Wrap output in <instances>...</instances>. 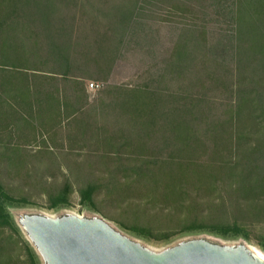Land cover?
Segmentation results:
<instances>
[{
    "label": "trees",
    "instance_id": "1",
    "mask_svg": "<svg viewBox=\"0 0 264 264\" xmlns=\"http://www.w3.org/2000/svg\"><path fill=\"white\" fill-rule=\"evenodd\" d=\"M74 193L138 237L264 250V0H0V264H42L11 209Z\"/></svg>",
    "mask_w": 264,
    "mask_h": 264
},
{
    "label": "water",
    "instance_id": "2",
    "mask_svg": "<svg viewBox=\"0 0 264 264\" xmlns=\"http://www.w3.org/2000/svg\"><path fill=\"white\" fill-rule=\"evenodd\" d=\"M31 229L51 264H252L242 251L225 253L206 243L151 257L105 225L87 223L82 217L33 219Z\"/></svg>",
    "mask_w": 264,
    "mask_h": 264
},
{
    "label": "rangeland",
    "instance_id": "3",
    "mask_svg": "<svg viewBox=\"0 0 264 264\" xmlns=\"http://www.w3.org/2000/svg\"><path fill=\"white\" fill-rule=\"evenodd\" d=\"M163 27L164 34L170 38L173 35L174 27ZM170 33V35H169ZM175 33V32H174ZM162 49L158 50L160 55ZM144 48V42L131 46L127 50V53L117 61L115 64L109 83L117 85H130L137 81L139 76L144 75V59H147L148 55ZM90 82L87 81L86 84ZM91 82H96L91 80ZM100 83V82H97ZM102 83H100L101 85ZM102 86V85H101ZM100 86V87H101ZM87 87V85H86ZM87 91L90 98L93 97L97 90ZM11 215L19 232L23 239L33 248L42 264H51L43 250L40 248L35 235L31 229V221L33 219L49 220L50 218H56L59 220H67L76 217H82V220L92 224H102L115 234L122 237L127 242L133 244L142 252L148 254L151 257H163L172 251L192 243H206L214 247H218L225 253H237L242 251L250 259H254L258 264H264V250L257 244L252 237H240L230 235H218L207 231H198L190 233H179L172 236L165 241H155L152 239L142 238L136 236L134 233L121 228L118 224L103 218L94 210L88 209L80 204L79 196L74 193L71 198V204L57 209H47L41 204L39 205H26L20 208L11 209Z\"/></svg>",
    "mask_w": 264,
    "mask_h": 264
},
{
    "label": "built area",
    "instance_id": "4",
    "mask_svg": "<svg viewBox=\"0 0 264 264\" xmlns=\"http://www.w3.org/2000/svg\"><path fill=\"white\" fill-rule=\"evenodd\" d=\"M87 87L89 90H97L99 87H100V83H97V82H88L87 83Z\"/></svg>",
    "mask_w": 264,
    "mask_h": 264
},
{
    "label": "bare ground",
    "instance_id": "5",
    "mask_svg": "<svg viewBox=\"0 0 264 264\" xmlns=\"http://www.w3.org/2000/svg\"><path fill=\"white\" fill-rule=\"evenodd\" d=\"M76 218H80V217H76ZM53 219H55V218H53ZM250 259V258H249ZM251 260V263L252 264H258L254 259H250ZM261 264H263V263H261Z\"/></svg>",
    "mask_w": 264,
    "mask_h": 264
}]
</instances>
